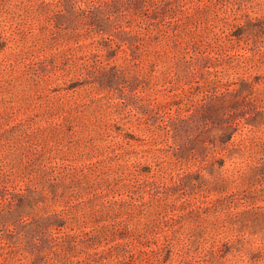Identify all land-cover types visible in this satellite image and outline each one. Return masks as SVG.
Returning a JSON list of instances; mask_svg holds the SVG:
<instances>
[{
    "label": "rangeland",
    "instance_id": "obj_1",
    "mask_svg": "<svg viewBox=\"0 0 264 264\" xmlns=\"http://www.w3.org/2000/svg\"><path fill=\"white\" fill-rule=\"evenodd\" d=\"M0 264H264V0H0Z\"/></svg>",
    "mask_w": 264,
    "mask_h": 264
}]
</instances>
